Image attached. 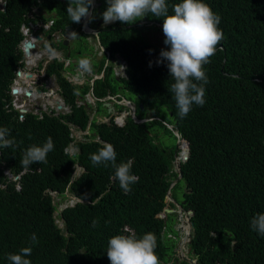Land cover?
Returning a JSON list of instances; mask_svg holds the SVG:
<instances>
[{
    "label": "trees",
    "instance_id": "obj_1",
    "mask_svg": "<svg viewBox=\"0 0 264 264\" xmlns=\"http://www.w3.org/2000/svg\"><path fill=\"white\" fill-rule=\"evenodd\" d=\"M32 1L16 0L14 6L11 1L7 12L0 10V127L7 128L8 139L14 141L13 146L0 148V264H12L8 256L28 246L32 253L25 258L31 264H111L106 252L111 237L134 233L139 238L147 232L157 237L160 264H169L167 258L174 264L176 240L168 232L176 231L168 220L176 215L164 212L173 206L165 199L171 176H177L171 148L153 142L141 125L128 120L123 126L93 123L98 140L92 136L76 142L77 151L71 154L70 126L85 129L87 114L76 106L79 88L63 77V63L57 60L46 74L56 76L72 111L43 112L41 118L28 112L20 119L12 106L10 88L23 59L20 26ZM44 1L59 16L50 33L74 26L59 0ZM179 2L166 0L169 14ZM204 2L221 17L218 27L224 38L203 66L206 102L193 104L184 118L178 116L174 94L168 90L174 79L167 61L156 63L162 48L137 30L134 35L132 28L107 32L106 41L111 53L126 59L128 89L140 102L171 113L174 129L189 142L188 157L180 164V180L186 185L180 204L193 211V257L199 264H264V236L250 226L253 216L264 213V0ZM142 19L163 25V18L151 13ZM95 92L104 91L96 87ZM49 137L54 149L47 162L23 167L25 151L42 146ZM105 142L114 146L118 164L132 161V174L139 179L128 194L112 179L111 165L94 166L89 159ZM76 163L85 171L71 182ZM51 192L61 200L55 202ZM66 192L79 200L56 214L60 202L68 199ZM163 212L165 218L159 216ZM94 219L97 227H92Z\"/></svg>",
    "mask_w": 264,
    "mask_h": 264
},
{
    "label": "clouds",
    "instance_id": "obj_2",
    "mask_svg": "<svg viewBox=\"0 0 264 264\" xmlns=\"http://www.w3.org/2000/svg\"><path fill=\"white\" fill-rule=\"evenodd\" d=\"M106 3L108 6L102 13V18L105 24L116 21L124 24H133L147 16L148 13H151L157 18H163L162 31L165 37L164 44L170 46V50L161 49L156 63L160 64L167 61V68L169 69L170 76L174 79V83L171 84V87L168 90L174 94V99L178 108V116L180 118L186 117L191 111L193 104L203 106L206 102L204 99L205 85L208 83V78L205 74L203 66L210 63V57L215 54L217 45L224 38L223 31L218 27L221 22V17L213 12L211 7L205 3L204 0H181V2L172 6V14H169L166 0H106ZM92 6L93 0H68V7L64 5V9H66V12L72 22L80 23L82 18H89V20L94 19V15L90 11ZM67 28L76 30L74 26ZM20 31L22 33V29ZM55 31H57L56 34L61 32V30ZM36 34L40 35L42 38L40 33H34L31 38H29L27 34L24 35L22 33V38H25L19 42V48L23 49V58L26 59L25 63L29 68L36 66V61H38L41 51L40 47L43 46L42 39L40 41L35 39ZM28 40L35 44L34 48L31 50L30 56H26L24 52V43ZM41 43L42 45L38 46L39 49L35 51L37 44ZM149 51L151 52V50ZM20 62L23 65L22 59H20ZM80 63L82 67H89V61L87 59L81 60ZM22 65L16 70L15 78L10 88V94L12 97L11 104L14 109L19 112V118L23 119L24 114L28 112L36 114L40 118L42 117L43 112L54 115L66 114L67 110L64 109L65 100L61 96L59 89H52L53 99L57 102L56 109L51 108L49 104L42 106L35 105L38 95L32 90L30 95L25 94V91L30 88V77L28 76L30 74V70H23ZM151 66L152 62L150 61L149 67ZM68 80L71 82L70 78H68ZM46 82L49 84L50 80L47 79ZM13 88L18 89L17 93L12 92ZM19 97H22L21 100ZM58 105H61L60 109H58ZM20 107L25 111H20ZM114 124L123 126L124 122L120 119ZM89 130L92 131L91 126L90 129L89 125L87 126V122L85 129H81L78 125L70 126L73 141L71 142L68 151L71 154L77 151L75 146L76 142L84 141L92 136H95L94 132L92 131L93 133L90 134ZM8 135L9 130L7 128L0 127V148L13 146L14 141L8 139ZM93 140H98V137L95 136ZM71 148L73 149L72 152ZM53 149L54 143L51 137L47 138V141L42 146L32 145L25 151L21 160V165L23 167H29L34 163H46L47 154ZM116 157L117 153L114 146L105 142L96 153L90 155L89 159L94 166L103 164L104 167H109V165H111V167L115 170L114 177H112V179L118 180L120 188L125 194H128L131 192L130 185L138 182L139 178L138 176L132 174L131 160L118 164ZM84 171V168L76 163L71 177V182L75 178L79 177ZM17 178L18 176L15 177V179ZM66 193L68 195V199L63 201V205L61 207L73 205L79 200L75 198L73 194L68 192ZM51 195L53 197L58 194L56 192H51ZM70 201L74 202L70 203ZM92 203L94 202L92 201ZM62 209H60V211ZM180 210L181 209L178 206V209L175 210L176 215ZM181 211L183 221L178 220L177 226H174L176 234L169 231L168 236L175 239L176 242L178 241V249L176 250L174 247L177 257L180 252H183V254L194 259L195 257L191 256V250H188L191 246L187 245V243H191L194 233H192V227L190 224V222H192L190 219L193 215L191 213L192 210H185L182 207ZM162 214H160V216H162ZM97 226L98 221L94 219L92 221V227ZM250 226L253 231L257 232L261 236H264V213H257L253 216L250 221ZM31 240L33 243L36 242L35 234L32 235ZM180 243H182L181 250H179ZM156 247L157 237L152 232H147L139 238L134 233L130 235L119 234L114 235L109 239L106 252L111 264H160L159 258L155 252ZM31 253L32 247H22L18 254H10L8 259L12 262V264H31V261L25 258L30 256Z\"/></svg>",
    "mask_w": 264,
    "mask_h": 264
},
{
    "label": "flooded vegetation",
    "instance_id": "obj_3",
    "mask_svg": "<svg viewBox=\"0 0 264 264\" xmlns=\"http://www.w3.org/2000/svg\"><path fill=\"white\" fill-rule=\"evenodd\" d=\"M11 1L13 6L17 3L16 0H0V10L7 12ZM52 1L53 0H50V2ZM59 2L63 8L64 5L68 7V0H59ZM31 4L32 5L25 14L26 21L21 23L20 30L22 29V33L24 35L27 34L29 38H31L34 33H40L42 35L43 49L40 51L36 66L29 68L25 63L26 59H22V69L30 70V74L32 75L29 78L30 88L38 95L35 105H47L50 104V101H55L52 96L53 92L51 94H47V92L50 90L53 91L52 89L54 88L59 89V85L57 84L54 74L52 76H47L46 69L50 63L57 60L63 63L61 70L63 76L67 78V80L70 78L71 83L79 88L75 95V104L85 110L87 114L86 122L87 126L89 125V129L93 123L112 124L120 119L123 120L124 124L128 120L134 122V113L136 119L142 122L135 123L144 128L153 142L165 146L163 139L169 136L176 140L177 143V139L174 138V134L172 133L173 130L169 129L171 132L165 133L167 128L164 126L166 123L171 126L175 123L172 124L167 120L168 118L164 116L158 108L153 109L149 102H140L138 96L128 89L125 84V79L127 78L126 59L119 53H111L105 36V33L120 28H132L134 30V35L135 30H137L143 39L150 41L149 38H154L155 41L150 42L153 44L156 43L158 47L166 50L168 46L159 43L165 39L162 31V24H155L146 19L138 20L133 24H124L119 21L105 24L102 13L108 6L106 0H93V6L90 11L94 15V19L89 20V18H82V23L74 22L76 30L65 26L63 29L61 28L59 34H56L57 31L52 33L49 31L57 24L58 12L49 9L44 0H33ZM18 10L21 11L22 9L18 8ZM10 26L6 27V30H9ZM82 26H84L83 29ZM155 32H157L156 34H158V36H154ZM24 38L25 37L22 39ZM40 45H42V43L37 44L35 51L39 49L38 46ZM83 59L89 61L88 68L82 67L80 62ZM47 79L50 80L49 84L46 82ZM96 87H100L104 92L98 95L95 92ZM64 104V109L67 110V113L71 112L72 107L70 103L64 101ZM140 104L143 106L142 108H140ZM89 133L92 134L93 132L89 130ZM167 149L170 151V147ZM171 149L173 151V162L175 159L174 153L178 155L180 152V145L176 147L174 144ZM174 178V176H171L170 183ZM175 205L172 207L168 205V209H171V211L168 212L169 214L174 213L176 215L175 210L178 209L179 204ZM170 218L172 220L171 226L174 227V224L177 226V222L173 220V217L171 216ZM187 245L191 246V243H187ZM175 249H178V241ZM191 251H194L192 247ZM191 256L193 257L192 254ZM194 259L196 264H199L197 259ZM181 260L182 259L178 257L177 260L173 259V262L174 264H181ZM167 263L171 264L172 259L167 258Z\"/></svg>",
    "mask_w": 264,
    "mask_h": 264
},
{
    "label": "water",
    "instance_id": "obj_4",
    "mask_svg": "<svg viewBox=\"0 0 264 264\" xmlns=\"http://www.w3.org/2000/svg\"><path fill=\"white\" fill-rule=\"evenodd\" d=\"M84 28V26H82V29ZM95 32V31H93ZM35 39H37L38 41H40L42 38L40 35L36 34L35 35ZM35 44L32 42V41H26L24 43V52L26 54V56H30L31 55V50L34 48ZM18 72V71H17ZM19 74V72H18ZM29 77H31V75L29 74L28 75ZM18 89L17 88H13L12 89V92L13 93H17ZM39 91V90H38ZM25 94L26 95H30L31 94V89L28 88V90L25 91ZM143 106L140 104V108H142ZM61 108V105H58V109ZM20 111H25L24 109H22L21 107L19 108ZM169 115L171 116L172 114L169 113ZM133 119H134V122L136 123H142L141 121L137 120L136 117H135V114L133 113ZM166 128L168 129H172L173 130V134L175 135L176 139H177V143H176V147H178L180 145L181 147V156L177 157V153H174L175 155V159L173 161V170L177 173V176L171 181L170 185H169V189L167 190V194H166V199L165 201H172L174 202L173 200V197L171 195V188L175 185V183L180 179L182 178V170H181V167H180V164L182 161L186 160L187 157H188V154H189V142L186 140V139H183L181 138L180 134L174 130L175 126H171V125H168L167 123L164 125ZM180 153V152H179ZM184 202V200L182 201ZM179 208L182 210V207L181 205H178ZM66 206H63L61 207L60 209L62 208H65ZM179 211L178 212V219L179 221H183V218H182V211ZM165 212H170L171 209H168V208H165L164 209ZM191 211V210H190ZM191 213L193 214V211H191ZM160 216V215H159ZM191 224V227H192V233L194 232L193 230V222H190ZM62 231L65 233L66 232V228L63 227ZM181 247H182V243L179 244V250H181ZM189 251L191 250V248L188 249ZM192 254H194V251H191ZM178 257L183 259L184 261L188 262L189 264H196V261L195 259L191 258V257H188L187 255L183 254V252H180L178 254Z\"/></svg>",
    "mask_w": 264,
    "mask_h": 264
},
{
    "label": "rangeland",
    "instance_id": "obj_5",
    "mask_svg": "<svg viewBox=\"0 0 264 264\" xmlns=\"http://www.w3.org/2000/svg\"><path fill=\"white\" fill-rule=\"evenodd\" d=\"M45 8H47V7H45ZM53 10V9H52ZM53 11H55V10H53ZM56 12V11H55ZM59 17V16H58ZM157 32H155L154 33V36L156 35V36H158V34H156ZM151 34V33H150ZM149 40L150 41H155L154 40V38H149ZM159 43H161L162 45H165L164 44V40H162V41H160ZM155 45H157L156 43H154ZM158 46V45H157ZM41 49L43 48V46H41L40 47ZM166 50H170V46H168L167 47V49ZM38 52V51H37ZM21 98L22 97H19V99L21 100ZM158 110L161 112V113H163L164 114V116H166L167 118V120H169L172 124L174 123V121H173V118L169 115V112H163L165 109H164V107H159L158 108ZM168 129V128H167ZM166 129V130H167ZM160 130V129H159ZM169 130V129H168ZM165 133H167V132H165ZM172 133H173V131H172ZM175 136V135H174ZM176 138V137H175ZM164 141V144H165V146H168V147H170V148H172L173 146H174V144L176 145V140H174L173 138H170L169 136H167V137H165L164 139H163ZM73 151V149L71 148V152ZM180 153H178V156L177 157H179V156H181V147H180ZM174 171V170H173ZM170 180H171V178H170ZM179 183H178V185L176 186V187H172L171 188V192H174L175 193V198L173 197V200H174V202H172L173 203V205H175V204H180V202H182L183 201V198H182V194H183V190L185 189V183H184V181L183 180H180L179 179ZM54 197V201L56 202L57 200H61L60 199V197H57V195H55V196H53ZM63 201V200H62ZM60 202V204L58 205V210H57V212H56V214L60 211V208H61V206L63 205V202ZM73 203L74 201H70V203ZM176 206V205H175ZM165 214L163 213L162 214V216L161 217H163ZM164 218H165V216H164ZM173 219H174V221L175 222H177L179 219H178V216L176 215V217H173ZM171 222H172V220H171V218L168 220V225L169 224H171ZM58 223H59V225H62V221L61 220H58ZM173 226H175V224L173 225ZM174 244H175V246L177 245V242L176 241H174ZM168 246L170 247V244H168Z\"/></svg>",
    "mask_w": 264,
    "mask_h": 264
},
{
    "label": "built area",
    "instance_id": "obj_6",
    "mask_svg": "<svg viewBox=\"0 0 264 264\" xmlns=\"http://www.w3.org/2000/svg\"><path fill=\"white\" fill-rule=\"evenodd\" d=\"M53 91H48L47 92V94H51ZM53 96V95H52ZM49 106L51 107V108H55L56 109V107H57V102L56 101H50V104H49Z\"/></svg>",
    "mask_w": 264,
    "mask_h": 264
},
{
    "label": "bare ground",
    "instance_id": "obj_7",
    "mask_svg": "<svg viewBox=\"0 0 264 264\" xmlns=\"http://www.w3.org/2000/svg\"><path fill=\"white\" fill-rule=\"evenodd\" d=\"M36 92V91H35ZM44 97V96H43ZM37 101V100H36Z\"/></svg>",
    "mask_w": 264,
    "mask_h": 264
}]
</instances>
